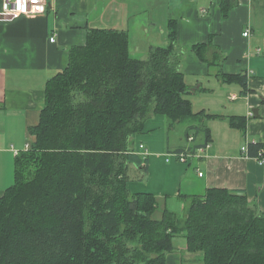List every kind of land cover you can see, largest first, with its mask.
Masks as SVG:
<instances>
[{
  "label": "trees",
  "instance_id": "trees-1",
  "mask_svg": "<svg viewBox=\"0 0 264 264\" xmlns=\"http://www.w3.org/2000/svg\"><path fill=\"white\" fill-rule=\"evenodd\" d=\"M233 6L221 0L224 12ZM175 23L168 45L151 47L147 59L131 52L125 30L89 28L86 42L70 48L66 67L46 82L30 127L35 139L17 155L14 182L0 197V264H166L181 233L203 264H264V213L244 192L180 195L185 217L165 208L157 219L156 195L128 188L130 164H147L134 138L150 117L164 115L170 128L187 124L191 143L177 152L211 141L205 120L215 115L192 109ZM206 46L192 50L204 59ZM222 77L247 94L245 75ZM230 120L246 128L244 117ZM248 147V156L264 155L263 144Z\"/></svg>",
  "mask_w": 264,
  "mask_h": 264
},
{
  "label": "crops",
  "instance_id": "crops-1",
  "mask_svg": "<svg viewBox=\"0 0 264 264\" xmlns=\"http://www.w3.org/2000/svg\"><path fill=\"white\" fill-rule=\"evenodd\" d=\"M232 3L224 12L221 0H48L43 14L0 16V197L14 182L17 155L35 139L30 127L40 120L47 80L66 67L70 48L86 42L87 30H125L131 52L148 56L151 47L168 45L169 23L175 20L176 60L192 109L215 115L205 120L211 141L186 162L178 161L171 155L182 145L170 149L167 118L150 117L135 145L146 152L145 171L129 178L128 188L156 195L157 218L165 208L184 210L175 203L180 195L200 196L210 188L240 190L264 213V155H247L249 143L264 145V0ZM2 6L0 0V11ZM201 43H207L204 59L192 50ZM224 74L245 75L247 94ZM235 116L245 118V129L231 124ZM174 245L166 264H203L199 253L188 251L183 233Z\"/></svg>",
  "mask_w": 264,
  "mask_h": 264
},
{
  "label": "built area",
  "instance_id": "built-area-1",
  "mask_svg": "<svg viewBox=\"0 0 264 264\" xmlns=\"http://www.w3.org/2000/svg\"><path fill=\"white\" fill-rule=\"evenodd\" d=\"M22 3L25 4L26 10L23 11V8L21 6H17L16 0H3V6L0 11V16L4 18H11V19H16L19 18L20 16L23 15H37V14H43L47 10V5H48V0H34L35 3H33V0H21ZM7 4V10L4 8V4ZM33 8H36V11H33ZM205 12V10H203ZM249 35V31L247 30L244 32V36ZM50 40L52 42L55 41V36H51ZM192 139V138H191ZM30 147V144H26V149ZM144 144L139 145V149H144ZM243 151L247 152V147L244 146ZM18 152V151H16ZM142 155H146V152H141ZM175 155V157L181 161V162H186L188 160V157L190 152H175L174 154L171 155V157ZM170 157V159H171ZM168 161V159H167ZM202 175V173H200Z\"/></svg>",
  "mask_w": 264,
  "mask_h": 264
},
{
  "label": "rangeland",
  "instance_id": "rangeland-1",
  "mask_svg": "<svg viewBox=\"0 0 264 264\" xmlns=\"http://www.w3.org/2000/svg\"><path fill=\"white\" fill-rule=\"evenodd\" d=\"M143 16H146V14L144 13ZM135 56L137 57H141L143 59H147L148 56H146V54H134ZM169 123V119H166ZM167 121H166V124H167ZM187 127V124L186 123H178L175 127L172 128V130H169L168 134H169V137L171 138V145L172 147L170 149H174L175 147L177 146H185L187 144H190L191 141H186V137H185V129ZM167 127H165V133L167 135V131H166ZM192 138V137H191ZM139 141V140H138ZM137 141L136 137L134 139V147L135 145H138L139 142ZM179 161V160H178ZM143 165L142 166H139L137 164H130L129 166V170H128V175H129V178L132 179L135 175L137 174H141L143 170ZM145 171V170H143ZM175 203H178L177 205L181 206L182 204L185 205L184 206V210H177L176 212L179 214L180 218H184L185 217V214H186V207H187V204L186 203H183L182 201L180 200H177V202ZM161 211V207L158 208V211H156L154 217L157 218L158 216V213ZM159 219V218H157ZM200 254V253H199Z\"/></svg>",
  "mask_w": 264,
  "mask_h": 264
},
{
  "label": "snow or ice",
  "instance_id": "snow-or-ice-1",
  "mask_svg": "<svg viewBox=\"0 0 264 264\" xmlns=\"http://www.w3.org/2000/svg\"><path fill=\"white\" fill-rule=\"evenodd\" d=\"M33 2H34V0H33ZM17 5L21 6L23 8V11L26 10V6L24 3L21 2V0H17Z\"/></svg>",
  "mask_w": 264,
  "mask_h": 264
},
{
  "label": "clouds",
  "instance_id": "clouds-1",
  "mask_svg": "<svg viewBox=\"0 0 264 264\" xmlns=\"http://www.w3.org/2000/svg\"><path fill=\"white\" fill-rule=\"evenodd\" d=\"M16 2H17V0H16ZM33 3H35V2H33ZM4 8H5V10H7V4L6 3L4 4ZM33 11H36V8H33Z\"/></svg>",
  "mask_w": 264,
  "mask_h": 264
}]
</instances>
